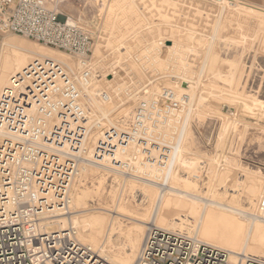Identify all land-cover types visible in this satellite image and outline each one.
<instances>
[{
  "label": "rangeland",
  "instance_id": "rangeland-1",
  "mask_svg": "<svg viewBox=\"0 0 264 264\" xmlns=\"http://www.w3.org/2000/svg\"><path fill=\"white\" fill-rule=\"evenodd\" d=\"M242 3L247 4L65 0L60 11L94 34L91 84L80 81L83 65L77 58L23 36L0 39V94L34 60L51 59L76 78L89 115L91 131L72 172L70 201L50 212L46 226L73 228L78 242L122 264L128 260L125 235L135 225L132 219L151 215L160 190L169 186L215 200L216 207L204 214L201 203L188 207L173 200L160 211L163 223L179 218L183 233L217 231L224 238L220 249L238 250L248 239L264 252V221L254 226L252 220L264 219V10ZM164 90L174 92L179 104L167 114L155 112L148 127L152 139L169 148L166 167L145 165L149 161L141 154L124 175L118 163L114 169L105 160L93 161L105 130L125 131L138 106L159 102ZM100 91L110 100H101ZM154 153V159L162 154ZM231 231L241 239L233 240Z\"/></svg>",
  "mask_w": 264,
  "mask_h": 264
},
{
  "label": "built area",
  "instance_id": "built-area-1",
  "mask_svg": "<svg viewBox=\"0 0 264 264\" xmlns=\"http://www.w3.org/2000/svg\"><path fill=\"white\" fill-rule=\"evenodd\" d=\"M64 1L0 0V39L23 36L77 58L83 65L80 81L91 84L94 34L60 11ZM98 94L110 100L107 91ZM160 98L140 104L125 131L105 130L93 161L105 160L113 168L118 163L124 175L141 154L149 161L145 165L166 167L169 148L152 139L148 124L155 112L167 114L179 100L170 90ZM82 100L76 78L51 59L34 60L0 94V264H95L92 250L76 240L73 229L55 231L42 223L49 211L70 201L72 172L86 153L91 128ZM154 151L162 152L159 159ZM229 258L227 251L182 231L151 227L137 264H228ZM242 264L264 262L246 255Z\"/></svg>",
  "mask_w": 264,
  "mask_h": 264
},
{
  "label": "bare ground",
  "instance_id": "bare-ground-1",
  "mask_svg": "<svg viewBox=\"0 0 264 264\" xmlns=\"http://www.w3.org/2000/svg\"><path fill=\"white\" fill-rule=\"evenodd\" d=\"M38 44L43 46V47H45V48L53 49V48H50V47H46V46H44V45H42L40 43H38ZM54 50H56V49H54ZM56 51L61 53V54H63V55H67V56L71 57L70 55H68V54H66L64 52H61V51H58V50H56ZM71 58H73V57H71ZM74 60H76L78 63L82 64L79 59H74ZM21 61H24V60H21ZM11 62L13 63V62H15V60H12ZM18 62L16 61L15 64H17ZM219 184H221V185L222 184H226V181L222 180ZM232 187L230 188V190L236 192V190H233ZM235 187L236 186H234L233 188H235ZM237 187H238V189L240 188L238 184H237ZM222 189H225V187H223ZM237 191L239 192V190H237ZM174 194H176V196ZM173 200L177 201L179 204H182V206L186 205L188 207L189 206H193L192 204L201 203V204H203V211H204L203 213L204 214H206L209 211L210 207H214V206L216 207V203L214 202L215 200L214 201H210L209 199H206V198H204V197H202V196H200L198 194L189 193V192L184 191V190L183 191H179V190H176L175 188H172V187H169V186L166 187V188H162L160 190L158 196H157L156 201L154 202L155 205H154L153 213L151 215H149V216L144 217V218L142 217L143 219H139V218L138 219H132V220L135 221V223H134L135 225H133V227L125 235V236H127L128 240H129L128 246L126 248V253H127V256H128L127 259L128 260L125 261L122 264H137L138 255H139L141 246L143 244V240H144V237L146 235V231L149 228L156 227V228H159V229H162V230H166V231H183L182 229H177L178 227H182V224H183L182 223V219H181L180 223H176V221H175V220H178L179 218H177L175 220H172V221H170L169 223H166V224L161 221L162 217H160V211H161L162 207L164 205H166L168 202L173 201ZM221 206L223 207V208H221L222 210L228 209V211H234L233 208H229V207L224 206V205H221ZM173 208H174V206H173ZM184 209H186V208H184ZM50 212H52V211H49V213H47L46 216L42 219V223H44V220H45L46 217L50 216ZM193 214L191 213V215H193ZM211 215H213V213ZM250 217H252V216H250ZM50 219H55V218H50ZM258 219H260L261 221H259ZM198 220H197V222H198ZM252 220L255 223L254 226L257 225L256 222L264 221V219L256 218V217H253ZM199 222H201V221H199ZM201 223H200V225H201ZM58 225L59 224L56 223L54 226H58ZM71 229H73V228H71ZM58 230L59 231H66V230H68V228H60ZM193 233H194V231H193ZM193 233L187 231L186 234L191 236V237H193V238H195V239H198L199 241H201V242H203L205 244L214 246L216 248H219L218 246L222 244V239H224L223 236L220 235L219 232L212 231V230H209L207 228H200V229L198 228V230H195V233L194 234ZM238 233L239 232L231 231V235H232V239L233 240L235 239V240L238 241V240L241 239L239 237ZM76 239L78 240V238H76ZM248 243L249 242H248V239H247L246 244L242 248L240 247L238 250H233L232 249V250L228 251L226 249L227 252L230 255L228 264H242L243 256H246L247 255L246 252H248V251H252L253 253H256L254 255L259 254V255H263L264 256V252H259L256 248H254L252 246H249ZM83 245H86V244H83ZM87 247H90V246L87 245ZM90 249L93 252L95 264H115L114 259L111 256L97 254V250L96 249H94L92 247ZM221 250H224V249H221ZM258 258H260V257H258ZM260 260L262 262H264L263 258H260ZM116 264H118V263L116 262Z\"/></svg>",
  "mask_w": 264,
  "mask_h": 264
},
{
  "label": "crops",
  "instance_id": "crops-1",
  "mask_svg": "<svg viewBox=\"0 0 264 264\" xmlns=\"http://www.w3.org/2000/svg\"><path fill=\"white\" fill-rule=\"evenodd\" d=\"M219 1L228 2V3H235L236 0H219ZM238 1L247 3V4H244V3H242V4L247 5L249 7H252V8H255L258 10L259 9L264 10V0H238ZM249 4H251V5H249Z\"/></svg>",
  "mask_w": 264,
  "mask_h": 264
}]
</instances>
